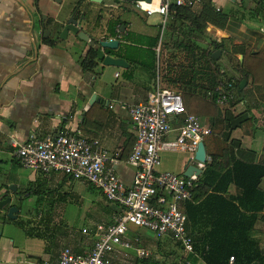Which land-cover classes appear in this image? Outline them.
<instances>
[{
  "label": "crops",
  "instance_id": "0c3cea01",
  "mask_svg": "<svg viewBox=\"0 0 264 264\" xmlns=\"http://www.w3.org/2000/svg\"><path fill=\"white\" fill-rule=\"evenodd\" d=\"M78 1H70L67 9L65 0H0V199L11 196L12 202L20 207L16 219L7 216L0 219V264L55 262L65 247L74 253H87L97 239V225L113 223L122 210L100 190H91L84 180L57 171L46 173L23 166L16 156L18 145L33 133L43 138L79 130L83 136L100 141L101 148L116 160L109 165L125 186L130 187L135 167L129 159L137 132L129 107L147 101L154 90L159 43L163 61L176 62L172 63L175 68L180 61L187 62V53L177 49L167 34L175 19L174 12L163 27L160 15H148L135 6L136 0H82L77 16L84 12L83 28L92 37L103 38L109 33L111 21L119 16L122 22L118 24L115 37L120 40V47L111 54L119 57L116 52L123 47L130 48V55L125 59L130 65L128 68L100 63L98 71V68L85 70L81 60L92 47L88 41L69 32L66 39L51 44L42 34L41 12L47 16L45 22L51 20L48 28L58 26L62 29L74 14ZM209 3L228 17L220 25L208 22L207 32L197 38L198 42L203 48L211 47L212 42H221V71L230 77H238L236 64L243 60L244 47L253 54L264 55V19L249 16V10L256 6L255 0H196L190 11L200 15ZM174 4L176 0H172ZM128 9L134 12H128ZM30 10H34V27ZM129 34L132 39L126 40L125 36ZM154 39L156 45L151 47ZM251 61H263V67L257 69L258 82L252 75L241 79L247 80L241 87L243 91L234 89L233 103L220 108L221 116L225 107L235 114L247 112L253 118L252 122L229 132L223 127L216 129L208 117L199 116L203 124L212 129L210 135H213V143H217L214 152L221 160L224 155L217 146L224 145L225 149L232 139H237L241 146L234 150L237 157L264 163V60L252 58ZM164 84L185 93L190 91L182 82L171 84L165 76ZM176 135L177 132H173L170 137ZM190 157L188 154L180 157L174 166L181 173L179 175H183L184 165ZM208 157L210 161L209 154ZM88 190L91 192L87 193ZM228 191L238 193L234 185ZM76 195L84 196L83 200L72 199ZM68 201L85 207V225L81 228L69 226L63 219L62 209ZM92 206L95 210L101 207L105 220L100 221L86 211ZM19 222L50 227L54 232L45 239L30 237L24 228L19 230ZM84 228L87 233L83 232ZM255 235L264 249V222L258 223ZM126 237L133 248L118 247L109 256L111 264H206L199 255L187 252L171 236L158 238L146 228L131 227ZM134 248L145 249L149 255L139 257Z\"/></svg>",
  "mask_w": 264,
  "mask_h": 264
},
{
  "label": "built area",
  "instance_id": "2783aa9c",
  "mask_svg": "<svg viewBox=\"0 0 264 264\" xmlns=\"http://www.w3.org/2000/svg\"><path fill=\"white\" fill-rule=\"evenodd\" d=\"M195 3L196 0H176L178 6L193 7ZM135 6L148 15L159 14L163 27L172 12V0H136ZM157 52L154 90L147 101L129 107L137 132L129 159L135 167L130 187L125 186L109 165L116 160L101 148L100 141L83 136L79 130L43 138L33 133L18 145L16 156L23 166L46 173L57 171L89 182L122 208L113 223L97 225V239L89 252L78 254L65 247L55 262L36 264H111L109 256L118 247L133 248L126 237L131 227L146 228L158 238L171 236L187 252H194L193 239L186 228L183 202L194 198L198 175L193 173L186 177L160 171L161 152L189 151L194 157L199 142L204 141L212 129L204 125L199 116L188 113L180 90L165 86L166 65L164 62L163 67L161 65L160 43ZM231 87L229 82L227 87L221 85L216 89L217 103L221 107L232 97ZM173 132H177L174 138L170 137ZM83 232L88 230L84 228ZM134 249L139 257L149 255L145 249ZM233 260L234 256H231L230 261Z\"/></svg>",
  "mask_w": 264,
  "mask_h": 264
},
{
  "label": "trees",
  "instance_id": "16d2710c",
  "mask_svg": "<svg viewBox=\"0 0 264 264\" xmlns=\"http://www.w3.org/2000/svg\"><path fill=\"white\" fill-rule=\"evenodd\" d=\"M255 1L256 6L249 10V16L258 20L264 19V0ZM81 2L82 0L78 1L73 10L76 15L79 14ZM190 8L176 4L171 6L175 19L170 23V32L167 34L177 49L187 53V62L180 61L175 68L172 63L176 62L165 61V80L171 84L182 82L190 89L185 93L177 88L183 95L189 114L208 117L216 129L223 127L230 132L251 123L253 118L247 112L235 114L226 107L221 116L216 89L221 85L227 87L230 82L232 97H235L234 89L243 91L240 86L241 79H248L252 75L254 81L258 82L257 69L263 67V61L253 63L251 59L264 60V55L253 54L244 47L243 60L236 64L240 76H228L227 72L221 71L220 58L215 59L213 56L214 51L223 47L222 43L215 41L211 43L212 48H203L197 39L207 32L208 22L223 24L228 14L218 11L210 3L206 4L200 15L192 13ZM50 21L45 22L47 28ZM121 22L119 16L111 21L107 38L118 34L116 29ZM52 28L57 31L60 29L58 26ZM125 38L131 40L132 35ZM44 40L51 44L57 41L52 38ZM156 42V39L151 41V47ZM129 49L123 47L115 55L126 59L130 55ZM101 56L103 55L92 46L81 60L84 69H97ZM193 87L199 90H191ZM232 97L229 98L228 105L233 103ZM223 146L218 145L217 148L222 151L224 160L217 153L210 155L211 160L205 164L203 172L198 176L193 191L194 198L183 202L187 215L186 228L193 239V254L199 255L206 264H264V249L255 235L258 223L264 222V163L249 162L237 157L234 150L241 147L237 139H232L227 148L223 149ZM89 185L91 190H97L91 183ZM231 185L238 189L237 194L229 193ZM19 224L30 237L45 239L54 232L50 227L49 229L25 222ZM231 256H234L233 262L230 261Z\"/></svg>",
  "mask_w": 264,
  "mask_h": 264
},
{
  "label": "water",
  "instance_id": "95a60500",
  "mask_svg": "<svg viewBox=\"0 0 264 264\" xmlns=\"http://www.w3.org/2000/svg\"><path fill=\"white\" fill-rule=\"evenodd\" d=\"M95 2H102V0H90ZM31 19L34 27V10H30ZM42 16V34L44 39L52 38L54 40L66 39L69 32H73L77 34L80 38L89 42L91 46L95 48L96 51L100 52L103 56L100 57L99 63L104 66H116V67H124L128 68L130 65L122 57H115L111 54L112 51H116L120 47V40L118 38H94L92 37L84 28H83V20L85 18L84 12L82 11L79 16L76 14H72L70 18L67 20L66 24L62 29L58 31L53 28H47L45 26V20L47 18L46 14L41 12ZM124 27V26H123ZM124 32V28L122 29ZM222 51L217 49L214 51L213 56L215 59H219ZM247 83V80H242L240 86L244 87ZM94 97V96H93ZM209 161L206 145L204 141H200L198 145V149L194 154V157L188 158L186 164L184 165L183 175L186 177H190L193 173L196 175H200L205 167V164ZM201 164V165H200ZM20 211V207L17 203L12 202V197L7 196L5 198L0 199V219L1 217L7 216L11 219H16L18 217V213Z\"/></svg>",
  "mask_w": 264,
  "mask_h": 264
},
{
  "label": "rangeland",
  "instance_id": "374dc122",
  "mask_svg": "<svg viewBox=\"0 0 264 264\" xmlns=\"http://www.w3.org/2000/svg\"><path fill=\"white\" fill-rule=\"evenodd\" d=\"M70 1L72 3V0H65L64 7H66L67 9L69 8ZM131 10H133V9H128L127 11L128 12H134V11H131ZM161 19H162V17H161ZM155 30H156V32L160 31L159 29H155ZM161 58H162V62H161V65H162V63L163 62L165 63V61H163L164 60L163 56ZM162 67H163V65H162ZM98 70H100V69L98 68L96 71H98ZM212 139H213V135L212 136L210 135V136H207L206 139L204 140L206 142L207 151H208L209 155L215 153L214 150H215L216 142L214 144ZM187 154L189 156H191L193 153H191L189 151H181V150H179V151H173V150L162 151L161 152V163H162V166L159 167V170L160 171H164V170H161V169H167L166 171L169 170V171L174 172L175 174H178V175L181 174L179 172V170L175 169L174 166L179 162L180 157H182L184 155H187ZM89 192H91V191L88 190L87 193H89ZM73 197H72V199H76L79 202H80L81 199L83 200V198H84V196L82 197V196H79V195H76V198H73ZM76 202L68 201V202L65 203V208L63 206V209H62V211H64L63 219L65 221H68V225L69 226L71 225V226L76 227V228H81L83 225H85L84 224L85 223V219H84L85 207H83L82 205H79ZM91 209H93V210H91ZM97 209L98 210H95L94 206H92V208L88 207L86 209V211L89 214H92L93 216L98 217V219L100 221L101 220H105V219H103L105 215H104L101 207H97ZM19 226H21V225H19ZM22 228H23L22 226H21V228L19 227V230L21 231Z\"/></svg>",
  "mask_w": 264,
  "mask_h": 264
},
{
  "label": "clouds",
  "instance_id": "9594fccd",
  "mask_svg": "<svg viewBox=\"0 0 264 264\" xmlns=\"http://www.w3.org/2000/svg\"><path fill=\"white\" fill-rule=\"evenodd\" d=\"M161 11H163V10H161Z\"/></svg>",
  "mask_w": 264,
  "mask_h": 264
}]
</instances>
